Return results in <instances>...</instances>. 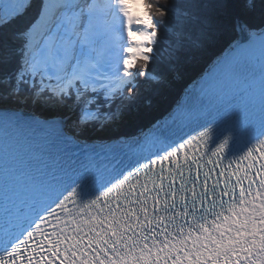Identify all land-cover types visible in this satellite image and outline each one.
<instances>
[{
  "label": "snow or ice",
  "instance_id": "obj_1",
  "mask_svg": "<svg viewBox=\"0 0 264 264\" xmlns=\"http://www.w3.org/2000/svg\"><path fill=\"white\" fill-rule=\"evenodd\" d=\"M0 264H264V0H0Z\"/></svg>",
  "mask_w": 264,
  "mask_h": 264
},
{
  "label": "trees",
  "instance_id": "obj_2",
  "mask_svg": "<svg viewBox=\"0 0 264 264\" xmlns=\"http://www.w3.org/2000/svg\"><path fill=\"white\" fill-rule=\"evenodd\" d=\"M163 2L165 0H161V3ZM227 44L228 41L226 39L207 56L189 64L185 69L183 79L175 82L171 87L164 88L159 94L153 95L151 107L145 106L141 102L139 105V113H126L122 118H118L108 129L99 132L88 130L86 135L89 139L115 138L117 134L132 133L140 126L147 127L157 119L162 120L173 110L179 98L185 93V89L192 84L193 80L200 73L208 68L211 60H214L216 56H221L225 52Z\"/></svg>",
  "mask_w": 264,
  "mask_h": 264
}]
</instances>
